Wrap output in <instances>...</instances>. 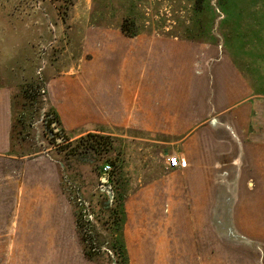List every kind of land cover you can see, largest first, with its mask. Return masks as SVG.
<instances>
[{"label":"rangeland","instance_id":"obj_1","mask_svg":"<svg viewBox=\"0 0 264 264\" xmlns=\"http://www.w3.org/2000/svg\"><path fill=\"white\" fill-rule=\"evenodd\" d=\"M217 3L211 5L223 18ZM255 6L264 0L228 4ZM191 12V0H0V87L12 91L15 157L0 156V264H118L101 224L100 210L112 197L102 181L106 166L125 189L129 264H264V192L197 193L200 207L190 197L185 206L161 209L142 198L139 206L138 191L169 172L146 135L94 131L112 142L101 154L82 141L92 127L76 115L89 108L83 95L90 79L99 86V57L124 54L122 41H188L183 29ZM128 19L130 37L121 31ZM217 20L207 44L225 51ZM114 158L120 166L109 162ZM82 239L102 255L87 260Z\"/></svg>","mask_w":264,"mask_h":264},{"label":"crops","instance_id":"obj_2","mask_svg":"<svg viewBox=\"0 0 264 264\" xmlns=\"http://www.w3.org/2000/svg\"><path fill=\"white\" fill-rule=\"evenodd\" d=\"M251 16L250 42L225 51L222 44L151 37L122 41L124 54L99 57V86L90 79L83 95L89 108L76 115L92 127L82 135L143 133L166 168L169 155L183 152L179 168L138 191L139 206L163 209L190 197L200 207L197 193L264 192V9ZM11 131L12 91L2 86L0 156L15 159Z\"/></svg>","mask_w":264,"mask_h":264},{"label":"trees","instance_id":"obj_3","mask_svg":"<svg viewBox=\"0 0 264 264\" xmlns=\"http://www.w3.org/2000/svg\"><path fill=\"white\" fill-rule=\"evenodd\" d=\"M192 1V12L190 14L191 21L184 27V34L187 35V40L196 43H207L212 38L213 28L215 26V21L218 16L211 5L212 0H191ZM231 0H217V8H219L220 13L223 18L218 21L219 34L222 37L223 45L228 47L232 46L236 42H250L249 32L253 30V24L250 19L254 18L251 16L253 9H264V7H248V8H231L228 7ZM234 29L231 31L229 28ZM134 28V23L131 20H125L121 26V31L130 37L132 35V29ZM14 126L13 117V105H12V131ZM11 131V139H12ZM52 132L54 129L52 128ZM87 140L89 142L88 148L96 154H101L100 152L104 148L106 150L111 144V139L103 137L102 135H97L93 133H87L83 137L82 141ZM12 142V141H11ZM67 142V140L65 141ZM12 148V144H11ZM11 152V151H10ZM114 166H120V161L117 158L111 159L109 161ZM115 175H110L107 182L110 186L112 192L111 200H107L104 205L105 209L100 210L104 212L105 221H100L108 232L109 238H111V249L113 250L118 264H129V258L126 248V242L124 237V226L126 221V214L124 209V199H125V189L115 179ZM99 220V218H98ZM101 220V219H100ZM88 226L93 228L90 221L87 223ZM102 240H104L101 237ZM108 241V240H107ZM96 248L91 246V242L88 240L84 241L82 239L83 254L87 260L94 261L100 257L101 247L96 245Z\"/></svg>","mask_w":264,"mask_h":264},{"label":"built area","instance_id":"obj_4","mask_svg":"<svg viewBox=\"0 0 264 264\" xmlns=\"http://www.w3.org/2000/svg\"><path fill=\"white\" fill-rule=\"evenodd\" d=\"M182 154H183V152H180V153H177V154H173V155H169L166 158V166H167V168L168 169H177V168H179L184 163V159L181 156ZM103 171H104L103 175L104 176L108 175V177H109V174L111 172V167L110 166H106V167H104ZM107 179L108 178H102V181H106L107 182Z\"/></svg>","mask_w":264,"mask_h":264},{"label":"water","instance_id":"obj_5","mask_svg":"<svg viewBox=\"0 0 264 264\" xmlns=\"http://www.w3.org/2000/svg\"><path fill=\"white\" fill-rule=\"evenodd\" d=\"M54 131H56V128L54 129Z\"/></svg>","mask_w":264,"mask_h":264}]
</instances>
